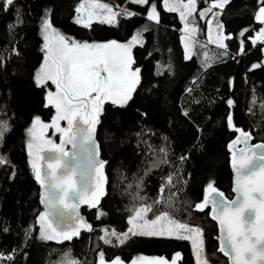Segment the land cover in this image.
<instances>
[{
    "label": "trees",
    "instance_id": "16d2710c",
    "mask_svg": "<svg viewBox=\"0 0 264 264\" xmlns=\"http://www.w3.org/2000/svg\"><path fill=\"white\" fill-rule=\"evenodd\" d=\"M79 0H16V6L22 10L23 23L16 27L13 35L8 32V25L15 23V7L8 12H0V109L10 118L11 131L0 146V155L7 157L8 165L0 166V254L7 255L15 248L14 260L0 261V264H61L65 253L69 258L77 259L82 264H96V253L103 250L105 258L120 256L125 263H130L138 256L160 257L170 260L179 251L181 259L178 264H195L189 241L175 238L133 237L126 245L106 246L98 240L103 234L100 229L118 232L127 230V218L133 207L132 197L125 191L126 185L134 184V179L144 176L152 155L144 143L138 141L136 133L150 129L152 135H144L154 148L167 143L168 159L179 164L178 157L187 154L189 158L179 166L183 170L179 193L180 201L189 203L202 199L203 187L209 180L214 186L231 198V172L229 154L226 150L234 133L226 127V116L232 111L236 126L252 131L254 143L264 142V123L260 118V104L264 103V67L249 71L253 63L263 64L262 45L253 47L250 40L245 41V52L236 60L225 58L217 61L207 69H201L200 50L191 58L184 60L181 45V23L176 13H169L162 7V0H149L145 6L134 5L130 0H101L116 9L127 8L138 13L133 17H122L118 28L93 23L92 30L83 29L73 22L74 8ZM157 2L160 16L159 25L146 20V8ZM206 6L204 0H198V8ZM257 0H231L220 17L225 25V32L233 34L227 40L230 52L235 55L242 37L238 33L243 28H255L259 25L254 20ZM51 8L54 26L62 33L76 39H117L127 41L137 30L147 24L149 31H144L145 46L137 45L133 53L137 66L142 68V87L135 94L134 102L119 112L106 105L102 124L97 126L96 139L101 148V158L107 161L105 174L106 195L94 208L86 206L82 210L85 220L92 225L90 234L81 233L73 241L58 244L55 241L32 239L23 246L22 229L34 225L38 236V225L35 217L42 211L39 203V188L27 164L25 150V129L34 115H41L46 122L50 112L42 107L39 101L43 93L34 87L32 76L42 54L39 51L38 37L39 16L44 8ZM197 39L206 42V23L197 19ZM247 35H254L249 32ZM16 47L21 55L13 52ZM216 52L215 47H210ZM197 49V48H196ZM151 52V56H149ZM238 61V62H237ZM171 63V72L165 68L161 75H156V64ZM198 82L193 85V78ZM232 80L231 86L229 80ZM156 87L153 88L152 86ZM186 88L194 90L189 94ZM231 88V90H230ZM255 90V116L248 113V105ZM232 98L235 104L229 109L226 100ZM199 101V103H197ZM181 108L190 113V118L181 114ZM141 112H147L142 117ZM199 128V131H198ZM167 137V141L164 140ZM59 136L54 137L58 141ZM15 170V177L9 178ZM169 172L175 167L162 164L153 168L144 176L143 190L140 195L147 197L151 204L159 193V188ZM124 177L125 179H121ZM175 191V189H173ZM167 189L163 193L166 198ZM104 215L97 219V212ZM208 212V211H206ZM152 215V213H150ZM177 219L187 220L205 229L206 254L211 255L218 247L217 227L204 213H193L189 218L183 213ZM4 228L10 231L5 233ZM23 253H26L24 255ZM214 264H227V260L216 252Z\"/></svg>",
    "mask_w": 264,
    "mask_h": 264
},
{
    "label": "snow or ice",
    "instance_id": "6c2138e0",
    "mask_svg": "<svg viewBox=\"0 0 264 264\" xmlns=\"http://www.w3.org/2000/svg\"><path fill=\"white\" fill-rule=\"evenodd\" d=\"M204 2L206 6L198 8V0H162L163 9L177 13L183 25L181 42L185 61L191 58L197 43V19L205 21L207 41L216 47L213 55L204 53L202 70L225 58L236 60L237 56H242L246 40H250L253 47L258 46V43L264 46V0H257L254 12L258 31L255 28L240 30L238 35L244 39L240 40L235 55L226 43L233 38V34L225 32V25L220 19L231 0ZM130 3L145 6L149 0H130ZM13 7L15 23L8 25L10 35L23 23V13L16 6V0H0V12L6 13ZM157 8V2H152L146 8V20L158 26L160 16ZM74 12L73 22L88 30H92L94 22L118 28L122 17L138 15L119 6L114 10L112 5L101 0H79ZM52 14V9L46 7L39 16L38 37L42 60L32 76L34 87L43 93L39 103L50 112V119L46 122L41 115H34L25 129L24 141L27 164L35 183L39 185V203L43 210L35 217V225L39 226L38 236L35 235L34 225L22 229V244L25 247L32 239L62 244L79 238L82 230L89 233L93 231L92 225L80 215L79 208L82 204L94 208L106 195L107 161L101 158V148L96 139L97 126L106 118V105L119 112L134 102L135 94L142 87L143 73L142 68L137 66L133 49L137 45L145 46L143 32L150 30L146 24L125 42L109 38L79 40L58 30L54 26ZM250 31L254 35L246 36ZM12 50L17 56L21 55L15 46ZM261 50L264 51V47ZM151 54L149 52V56ZM257 67H264V64L253 63L249 71ZM165 68L171 72V63L163 65L157 62L156 75H161ZM197 82L198 78L194 77L193 85ZM193 90L186 88L185 92L190 94ZM226 104L232 109L235 101L228 98ZM255 105L253 89L252 100L248 105L250 115H256L253 111ZM181 114L190 118L185 108H181ZM0 115H6V112L0 109ZM140 115L146 118L148 114L141 112ZM260 118L264 123V103L260 104ZM226 127L235 134L228 142L227 150L233 173L231 191L236 194V199L227 198L224 192L214 186V181L209 180L203 187L202 199L192 203L180 201L179 193L183 191L180 185L187 181L183 180V170L179 165L189 156L180 155L177 158L179 164H174L168 159L170 146L165 143L154 148L142 139L144 135H152L151 130L145 133L141 129L135 134L138 146L144 143L152 155L144 176L162 164L175 167V172L168 173L160 185L157 198L151 204L147 203V197L140 195L144 176L135 178L134 184L128 183L125 191L133 187L135 191L128 192L134 203L127 218V230L118 232L102 228L100 231L103 234L98 236V240L106 246H119L126 245L133 237H170L191 242L195 264H214L216 252L227 258V264H264V142L251 144L252 131L236 126L232 111L227 113ZM50 129L53 130V136L59 135V143L47 134ZM10 131V118H0V146ZM164 140L167 141V137ZM66 145H71V149L67 150ZM7 165V157L0 155V166ZM15 175L13 169L9 178ZM166 189L169 195L165 198L163 193ZM209 208L210 211L206 212ZM149 213H152L151 218ZM181 213L189 218L193 213H204L216 222L219 244L211 255L206 254L205 229L187 220L177 219ZM102 215L104 213L98 211L97 219ZM3 231L7 233L10 229L4 228ZM16 251L14 248L7 255L0 254V261L14 260ZM64 255L61 264H82L77 259L69 258L67 252ZM96 256V264H125L120 256L106 260L103 250L98 251ZM180 259L181 253L177 251L170 262L163 256H138L130 264H177Z\"/></svg>",
    "mask_w": 264,
    "mask_h": 264
},
{
    "label": "rangeland",
    "instance_id": "374dc122",
    "mask_svg": "<svg viewBox=\"0 0 264 264\" xmlns=\"http://www.w3.org/2000/svg\"><path fill=\"white\" fill-rule=\"evenodd\" d=\"M115 10V9H114ZM177 14V13H176ZM177 16H178V19H179V15L177 14ZM179 21H180V19H179ZM181 23V22H180ZM206 27H207V24H206ZM183 28V25L181 24V29ZM181 35H182V32H181ZM207 35H208V29L206 30V42H201V41H199L198 39H197V34H196V41H197V43L195 44V46H194V48H193V53H195V51H198V50H200V53H201V58L203 59L204 58V53L205 52H207L210 56L212 55V53H213V51H212V49L210 48V47H215V45H213V44H210V43H208V41H207ZM180 41H181V38H180ZM181 45H182V48H183V44H182V42H181ZM201 45H203L204 47H201ZM197 48V49H196ZM216 48V47H215ZM183 51H184V48H183ZM192 53V54H193ZM262 63L264 64V51H263V61H262ZM63 123L64 122H62V125H63ZM52 132H53V130H49L48 131V135L52 138V139H54V137L57 135V136H59L58 134H56L55 136H53L52 135ZM151 214L149 213V217L151 218ZM160 238H170V237H160ZM189 243H190V245H191V242L189 241ZM191 249H192V246H191ZM194 257V256H193ZM194 260H195V257H194Z\"/></svg>",
    "mask_w": 264,
    "mask_h": 264
},
{
    "label": "water",
    "instance_id": "95a60500",
    "mask_svg": "<svg viewBox=\"0 0 264 264\" xmlns=\"http://www.w3.org/2000/svg\"><path fill=\"white\" fill-rule=\"evenodd\" d=\"M235 135V134H234ZM234 138V137H233ZM232 138V139H233ZM254 139H252L251 141H250V143L251 144H255L254 142ZM56 143H59V138H58V141L56 142ZM256 143H260V142H256ZM237 147H241L240 145H238ZM66 149L67 150H70L71 149V145H66ZM226 150H227V146H226ZM227 152H228V150H227ZM228 154H229V168H230V172H231V176H232V178H231V187H232V179H233V173H232V170H231V164H230V153L228 152ZM38 188H39V185H38ZM231 194H232V197L231 198H229V199H236V194L235 193H233L232 191H231ZM41 206V205H40ZM87 205H84V204H82V205H80V208H79V213H80V215L82 216V217H84L83 215H82V210L86 207ZM41 208H42V210H43V207L41 206ZM205 211H210V208L209 209H206ZM209 217V219L211 220V218H210V216H208ZM85 219V218H84ZM212 221V220H211ZM215 225H216V227H217V237L219 236V227H218V225L216 224V222L215 221H212ZM81 233H85V234H90L89 232H85V231H83L82 230V232ZM217 243L219 244V242H218V240H217ZM218 253V252H217ZM218 254H220V253H218ZM221 256H223L222 254H220ZM224 257V256H223ZM226 260H227V258L226 257H224ZM167 260V259H166ZM169 262L171 261V259L170 260H168ZM179 263V261H177V264ZM125 264H130V263H125Z\"/></svg>",
    "mask_w": 264,
    "mask_h": 264
}]
</instances>
